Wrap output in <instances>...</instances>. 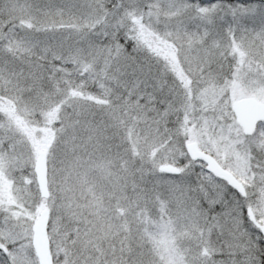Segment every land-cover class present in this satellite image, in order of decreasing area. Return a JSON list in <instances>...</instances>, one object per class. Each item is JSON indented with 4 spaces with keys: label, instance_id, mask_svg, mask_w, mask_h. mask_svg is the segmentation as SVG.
Returning a JSON list of instances; mask_svg holds the SVG:
<instances>
[{
    "label": "snow or ice",
    "instance_id": "1",
    "mask_svg": "<svg viewBox=\"0 0 264 264\" xmlns=\"http://www.w3.org/2000/svg\"><path fill=\"white\" fill-rule=\"evenodd\" d=\"M0 264H264V0H0Z\"/></svg>",
    "mask_w": 264,
    "mask_h": 264
}]
</instances>
